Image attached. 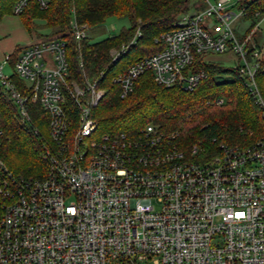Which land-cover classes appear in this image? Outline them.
Masks as SVG:
<instances>
[{
  "label": "built area",
  "instance_id": "built-area-1",
  "mask_svg": "<svg viewBox=\"0 0 264 264\" xmlns=\"http://www.w3.org/2000/svg\"><path fill=\"white\" fill-rule=\"evenodd\" d=\"M154 40L164 47L111 77L120 99L150 72L157 85L194 92L206 78L194 72L213 56H233L264 126V98L255 75L263 49L248 28L250 0H199ZM29 3L16 0L20 16ZM256 12L254 17H260ZM70 34L87 38L72 15ZM139 32L112 63L136 43ZM0 60V91L18 124L40 141L43 177L12 174L0 159V264H264V129L248 146L221 144L203 161L198 145L181 149L179 133L149 124L134 133L99 134L93 110L106 74L78 79L69 71L66 42L42 39ZM10 65L12 75L3 70ZM224 99H216L221 106ZM209 104V102H208ZM35 108L40 112L35 113ZM45 123L46 135L38 127Z\"/></svg>",
  "mask_w": 264,
  "mask_h": 264
},
{
  "label": "trees",
  "instance_id": "trees-1",
  "mask_svg": "<svg viewBox=\"0 0 264 264\" xmlns=\"http://www.w3.org/2000/svg\"><path fill=\"white\" fill-rule=\"evenodd\" d=\"M191 0H49L46 10H40L35 3H29L19 16L25 29H34L31 21L44 20L50 31L47 39H61L66 42V57L69 71L78 79L79 64L91 76L104 72L106 93L93 110V118L99 134L118 135L134 133L146 125L160 126L167 132L177 131L181 149L188 152L198 145L203 161L219 155L221 144L248 146L259 139L264 126L259 108L234 70H223L219 65L197 63L193 71L204 70L206 78L192 93L177 88L157 85L150 72L141 75L134 91L125 99H120L116 88L111 85V77L123 72L143 57L163 49L154 40L173 29L178 17L189 11ZM16 0H0V19L12 14ZM202 9V8H201ZM246 19L253 21L254 14H264V0H250L246 6ZM74 15L76 21L87 29L104 25L109 18L126 19L128 28L119 35L91 43L88 38L76 42L70 34L69 22ZM255 24L252 23L251 27ZM131 45L121 58L112 63L110 52L119 51ZM19 50L12 53L14 62ZM229 77V80L224 78ZM256 83L264 98V59L255 75ZM216 99L225 103L216 106ZM209 102V104H208ZM35 113L40 114L35 108ZM15 107L0 91V159L14 175L43 177L46 171L40 158V141L28 130L22 128L15 119ZM38 124L46 135L45 123ZM3 202L0 199V211Z\"/></svg>",
  "mask_w": 264,
  "mask_h": 264
},
{
  "label": "rangeland",
  "instance_id": "rangeland-1",
  "mask_svg": "<svg viewBox=\"0 0 264 264\" xmlns=\"http://www.w3.org/2000/svg\"><path fill=\"white\" fill-rule=\"evenodd\" d=\"M189 8V11L185 14H189L194 10L203 8V4L199 0H191L189 3ZM31 23L32 25H34V29L28 31L24 28L19 16L9 14L4 15L0 19V45L4 46V52H8L11 44L15 45L13 47L14 50H20L26 47L28 44L34 43L38 40L49 38L50 31L46 27H44V20L36 18L33 19ZM252 23H254L256 27L254 30L253 38L255 39V42L259 45V47L264 51V14H262L258 18L256 17V19H254L253 21L248 19H238L233 23L236 35L239 37L241 36L240 34L245 32L248 28H252ZM128 26V21L125 18H109L105 21L104 25L88 29L87 38L91 43H97L106 38L119 35V33L124 28L127 29ZM262 58L264 59V56H262ZM210 64L216 66L219 65L223 70H231L236 67V61L231 55L213 56L212 58H210ZM3 72L7 76H11L13 73L9 64L4 67ZM224 80H229V77L224 78ZM255 141H257V139Z\"/></svg>",
  "mask_w": 264,
  "mask_h": 264
},
{
  "label": "crops",
  "instance_id": "crops-1",
  "mask_svg": "<svg viewBox=\"0 0 264 264\" xmlns=\"http://www.w3.org/2000/svg\"><path fill=\"white\" fill-rule=\"evenodd\" d=\"M29 43H30V42H29ZM28 45H29V44H28ZM14 46H15V45H12V44H11V46H10L8 52L6 53V52H4V51H5L4 46L0 45V59H2L5 55L12 54L14 51H16V50H14V48H13ZM12 48H13V49H12Z\"/></svg>",
  "mask_w": 264,
  "mask_h": 264
}]
</instances>
